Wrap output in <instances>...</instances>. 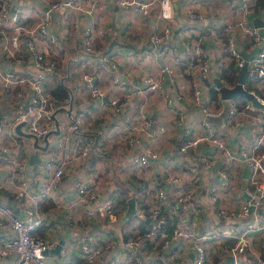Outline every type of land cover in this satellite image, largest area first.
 Masks as SVG:
<instances>
[{
    "label": "built area",
    "instance_id": "1",
    "mask_svg": "<svg viewBox=\"0 0 264 264\" xmlns=\"http://www.w3.org/2000/svg\"><path fill=\"white\" fill-rule=\"evenodd\" d=\"M101 1L0 0V86L7 89L5 101L15 106L12 116L0 114V161L4 164L2 179L12 181V186H8L15 192L21 210L17 212L0 200V264H264V242L260 249L254 237L255 231L264 233V107L248 97L241 101L225 98L221 93L222 85L237 83L242 66L247 64L248 75L243 84L264 104V0H183L182 10H177L175 0H117L121 7L153 16L148 52L159 54L162 59L154 69L136 74L138 79L124 94L109 97L99 79L107 76L116 84L124 83L118 65L131 59L126 61L124 70L133 71L139 53L133 47L117 46L119 42L113 49L98 53V38L109 35V29L92 17ZM61 10L65 17L84 13L90 18L81 27V46L89 64L73 84L87 89L97 107L110 109L114 115L125 114L134 96L144 98L154 92H161L170 107L187 95L198 104L206 116L202 121L204 130L190 133L189 128L186 136L180 135L173 150L174 155L189 157L194 184L191 182L187 190L174 187L169 194L157 184V178L148 175L151 162L163 158L151 139L166 126L156 127L155 119L141 109L122 120L101 119L94 124L93 134L84 124V110L73 117L63 111L58 118L59 131L50 133L53 144L49 142L48 152H38L39 160L31 161V153L22 148L14 124L27 117V130L43 138L56 127L57 106L69 102V96L58 98L53 92L61 83L57 72L63 70L51 51L53 45L61 44L60 28L58 31L54 25L55 12ZM75 25L80 26L78 20ZM215 41L220 43L218 56L209 51L208 44ZM239 41L259 48L248 58ZM27 62L32 70L25 75L16 66ZM230 65L236 68L234 82L229 79ZM216 78L222 85L217 84ZM167 79L171 84L169 91ZM22 85L30 90L26 98ZM247 111L260 116L249 137L239 139L235 147L226 143L207 118L226 114L225 123L238 126L237 115ZM186 117V112H177L179 122ZM202 143L217 146L229 163L239 159L249 169L242 188L250 197H244L238 206H227L220 197L221 185L229 181L225 169L222 183L211 186L209 197L220 219L226 221L250 213L251 219L221 230L219 225L227 222L214 225L201 217L197 162L212 164L211 158L200 152ZM96 154L104 159L124 154L125 177L137 184L134 196L138 211L130 217L128 235L111 225L118 221V211L125 210L121 204L127 206V198L124 196L122 202L119 187H109L111 178L101 179L95 169H90L75 179L74 193L57 208V214L62 211L76 233L57 240L49 229L51 215L42 204L55 197L67 167L93 159ZM103 166L111 175L105 162ZM161 177L169 184L180 179L179 173L168 167ZM178 202L190 213L186 220L176 206ZM144 221L147 225L141 230L139 225ZM59 242L57 253L53 249ZM247 254L251 257L246 258Z\"/></svg>",
    "mask_w": 264,
    "mask_h": 264
},
{
    "label": "crops",
    "instance_id": "2",
    "mask_svg": "<svg viewBox=\"0 0 264 264\" xmlns=\"http://www.w3.org/2000/svg\"><path fill=\"white\" fill-rule=\"evenodd\" d=\"M175 1L177 10H182L183 0ZM92 17L101 27H107L109 29V35L106 39L98 38L97 40V47L100 49V51H98L99 54L103 53L105 50L113 49L115 44L118 42L119 45L117 46H122L123 49L133 47L136 49L137 53H139L137 57L135 55L137 62L134 64L135 69L133 71L124 70L126 61H130L131 59L123 60L120 65H118V70L124 75V83L116 84L107 76L99 79L100 84L104 89H106L108 97L115 94L122 95L127 89H130L134 82L138 79L136 74L144 73L146 69H154L158 61L162 59L159 54L155 55L148 52V35L153 28L154 18L153 16H144L130 7H121L118 5L117 0H102ZM54 18L55 27L58 31L60 28L59 32L61 36V44L58 46L53 45L51 47V51L61 62L63 70L60 72L58 71L57 76L60 78L61 83L67 87L69 92V102L59 104L57 107L68 105L71 101H73L74 110H76L75 113H79L84 110L86 115L83 117V120L85 126H87L86 129L90 130L88 132L89 134L94 133L92 128L94 127V124L101 121V119L112 121L122 120L124 116L134 115L138 113L140 109L147 111V113L155 119L156 127L159 124H164L166 126V130L161 131V133H157L156 138L151 139L153 145L161 151L163 158L151 162L147 169L148 175L151 178H157V184L164 186L168 190L169 194H171L170 192L174 187L182 188V191L187 190L191 186V182L194 184L193 179L191 180L190 176L191 171L189 169V157L187 156L184 158L182 156L174 155L173 150L177 146V141L180 139V135L183 134V136H186L189 133V128L190 133L202 132L204 130L202 121L206 118V116L199 109L195 100L190 97V95H187L186 99L177 100L175 102V106L170 107L161 92H154L152 94L150 93L151 95L149 94V97L147 96L148 99L147 97L141 98L134 96L130 100L129 106L125 110V114L116 113V115H114L115 113L113 114L110 112V109L97 107L87 89L81 86L75 87L73 84L74 81H79L78 77H80L83 67H87L89 64L87 57L83 54L81 46V27L84 26L90 18L84 13L72 15L71 17H65L63 10L55 12ZM65 18L66 22H64ZM76 20H78L80 26L75 25ZM108 38L109 40H107ZM111 44L112 46H110ZM208 45L211 55L218 56V53L220 52V43L215 41L213 43H209ZM239 46L244 51L253 50V48H250L242 41H239ZM16 67L19 72L25 75L30 74L29 71L32 70L30 62L22 64L21 66L17 65ZM205 82L209 83L207 80H205ZM67 85L71 87L73 97H71V93ZM22 87L25 88L24 85H22ZM170 87L171 84L169 83V79H167L166 91H169ZM29 91L30 90L28 88H25V98ZM7 96V89L0 86V114L12 116L15 113V106L5 101V97ZM22 105L23 103H21V105L16 104V108ZM87 105L89 107L88 110L86 109ZM63 111L68 113L67 110L60 109L58 110V114H56L57 118L63 114ZM179 111L186 112L187 117L184 121L179 122L177 120V112ZM225 115L226 114L218 117L215 116L207 118L217 127L226 143L232 147L236 146L239 139L249 137L251 127L257 123L256 121L258 119V115L260 116L258 112H241L237 115L240 121L239 125L233 126L225 123ZM24 127L27 130L26 124ZM19 137L22 140V148L31 153L29 144L33 143V139L20 135ZM49 137L50 143L53 144L52 137L50 135ZM40 141L44 143V137L40 138ZM202 144L203 145L199 147L200 152L207 154L208 157L211 158L212 164L210 166H206L201 160L197 162L200 172V181L197 193L202 205L200 215L208 223L214 225H218L219 223L224 224L220 222L224 219H220V216L216 211L215 204L210 200L209 195L211 186L216 183H222L223 175L221 173L222 170L225 169L227 171L229 181L225 185H221L220 197L223 201H225L227 206H238L242 199L246 197V192L243 190L242 184L248 176L249 169L239 159H235L233 162L229 163L226 159L227 157L225 155L223 156L222 151L217 146L206 145L205 143ZM47 148H37L36 152L46 154L48 152ZM124 157V154H119L118 157L107 156L104 159V157L101 158L98 154H96L92 156L93 159L88 161H76L72 163L71 166L67 167L62 185L58 191H56L55 197H51L48 201H45L42 204L43 209L48 211L51 215L52 224L49 225V229L54 232L55 239L59 240L63 238L64 235L76 233V229L69 226V221L63 212L60 211V213L57 214V208L60 203H66L69 200V196L74 193L75 179L80 175H84L90 169H95L101 179L111 178L112 184H109V187H119L122 202L124 196L127 198V206L124 205V202L121 204L124 205L125 210L118 211V221L111 223L115 230L120 233H124L125 235L127 234V230H130L128 226L130 218L125 219L124 215L129 205L128 198L131 195H134L137 184H133L130 179L125 177L126 169L122 165ZM104 162L110 170L112 177L105 169V166H103ZM95 164H97V166ZM3 165V162L0 161V200L2 201L5 199V202L12 205L15 211L21 212L18 200L16 199V194L12 188L9 187L12 186V181L7 179V182H5L2 179ZM167 167L172 171H177L179 173L180 179L177 183L169 184L162 180V173ZM131 175L133 176V174ZM104 182L103 185L105 186ZM106 192H108V190ZM65 194L67 196H65ZM87 207L88 205L84 206V208ZM84 208L81 207L80 211L82 212ZM251 218L252 214H249L246 217L236 216L226 220V225L219 226H221L220 228L223 230L225 228H229L228 226L232 224H238ZM231 219H236V221L232 222L230 221ZM254 237L256 246L262 249L264 233L255 231ZM54 253L57 254L58 252L56 253L54 251ZM192 253L194 254V252ZM245 257L249 258L251 256L247 254Z\"/></svg>",
    "mask_w": 264,
    "mask_h": 264
},
{
    "label": "water",
    "instance_id": "3",
    "mask_svg": "<svg viewBox=\"0 0 264 264\" xmlns=\"http://www.w3.org/2000/svg\"><path fill=\"white\" fill-rule=\"evenodd\" d=\"M257 22H259L260 20L259 19H256ZM113 44V43H112ZM112 44L110 46H112ZM259 47H256L255 49H253L252 51H244L246 56L249 58L251 57L252 54L255 53V51L258 49ZM248 75V67H247V64H245L244 66H242L241 68V72H240V75H239V78H238V81L236 84H234L233 86H228V85H222L221 81L216 78V82L217 84L219 85H222L221 87V93H222V96L225 97V98H230V97H235V96H238V95H243L245 97H248L252 100V102L257 105V106H261V107H264V104L261 103L257 96L251 91L249 90L247 87L244 86V82L246 80V77ZM64 82V81H63ZM68 88H69V91L71 93V97H73V91L71 89V87L69 85H67ZM60 109H65L68 111L69 113V116L70 117H73L76 110H74V104H73V101H71V103H69L68 105H63V106H60V107H57L56 110H55V117H56V127L53 128L48 134H46L44 136V140L45 142H41L40 141V137L32 132V131H28L25 129L24 125L27 121V117L25 119H21V120H18L15 124H14V132L17 134V135H20V136H25L26 138H29V139H33V143L32 144H29V149L31 151V161L32 162H36L39 160V155L38 153L36 152L37 148H47L48 145H49V142H50V133L51 132H57L59 131V120L56 116V112ZM246 194V197H250V194L249 193H245ZM2 201H5V199H3ZM128 208H127V211L124 215V218L125 219H128L130 218L134 212H137L138 209H137V202H136V198L134 195H131L129 198H128ZM177 208L179 209L180 211V214L184 216V219L186 220L187 217L190 216V213L187 212V211H184L182 208H181V203L178 202L176 204ZM254 208L253 205H251V211L252 209ZM261 210H263V207H260ZM251 214V213H250ZM250 218V216H249ZM147 220L150 221V217H147ZM155 220V219H154ZM184 220V221H185ZM230 221L232 222H235L236 219H231ZM221 223H225L224 220H221L220 221ZM59 248H60V242L55 246V248L53 250H55L56 252L59 251ZM193 255V253H192ZM233 259V256L230 255L229 256V260L231 261Z\"/></svg>",
    "mask_w": 264,
    "mask_h": 264
},
{
    "label": "trees",
    "instance_id": "4",
    "mask_svg": "<svg viewBox=\"0 0 264 264\" xmlns=\"http://www.w3.org/2000/svg\"><path fill=\"white\" fill-rule=\"evenodd\" d=\"M229 69H230V71L232 73V75L229 76V79H230L231 82H234L235 78L237 77V75L234 74L236 68H234L232 65H230L229 66ZM53 92L56 95V97H58V98H63V97H66V96L69 95V92H68L67 87L64 84H62V83L57 84L54 87ZM235 98H237L238 100H241V101H243L244 99H246V97L243 96V95L235 96ZM146 225H147V222L144 221L143 223H141L139 225V228L141 230H143V229H145ZM170 227H173V226L171 225ZM126 235H128V233Z\"/></svg>",
    "mask_w": 264,
    "mask_h": 264
},
{
    "label": "rangeland",
    "instance_id": "5",
    "mask_svg": "<svg viewBox=\"0 0 264 264\" xmlns=\"http://www.w3.org/2000/svg\"><path fill=\"white\" fill-rule=\"evenodd\" d=\"M212 2H213V3H216V2H217V0H212ZM107 40H109V38H108ZM124 205H125V203H124Z\"/></svg>",
    "mask_w": 264,
    "mask_h": 264
}]
</instances>
